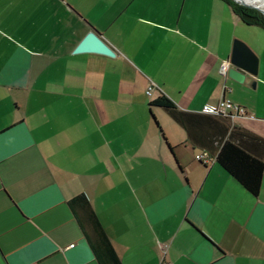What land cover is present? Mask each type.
<instances>
[{
    "label": "crops",
    "instance_id": "crops-1",
    "mask_svg": "<svg viewBox=\"0 0 264 264\" xmlns=\"http://www.w3.org/2000/svg\"><path fill=\"white\" fill-rule=\"evenodd\" d=\"M250 27L221 0H0V264H97L79 195L121 264H264V170L255 197L149 107L224 98L253 117L229 125L264 139ZM91 30L113 58L73 54ZM235 40L253 89L219 74Z\"/></svg>",
    "mask_w": 264,
    "mask_h": 264
},
{
    "label": "trees",
    "instance_id": "trees-1",
    "mask_svg": "<svg viewBox=\"0 0 264 264\" xmlns=\"http://www.w3.org/2000/svg\"><path fill=\"white\" fill-rule=\"evenodd\" d=\"M221 1L231 7L244 25L264 30V17L259 13L241 7L232 0ZM149 107L163 109L183 130L187 144L207 152L251 195L256 197L259 194L264 170L263 138L244 129L231 127L226 119L220 117L181 111L164 95L153 100ZM68 205L83 215L88 229L87 242L97 264H121L86 198L79 195L69 201ZM76 221L84 235L83 224L78 219Z\"/></svg>",
    "mask_w": 264,
    "mask_h": 264
},
{
    "label": "water",
    "instance_id": "water-1",
    "mask_svg": "<svg viewBox=\"0 0 264 264\" xmlns=\"http://www.w3.org/2000/svg\"><path fill=\"white\" fill-rule=\"evenodd\" d=\"M232 1L239 6L254 9L264 16V12L251 5H247L243 0ZM73 54H96L110 58L115 56L114 51L101 39L100 35L93 30L85 35L82 41L74 49ZM228 62L229 68L226 77L240 85L246 82L247 76L254 78L257 75V58L254 53L240 41L235 40L233 42ZM246 85L250 89H253L255 82L249 80L246 82Z\"/></svg>",
    "mask_w": 264,
    "mask_h": 264
},
{
    "label": "built area",
    "instance_id": "built-area-1",
    "mask_svg": "<svg viewBox=\"0 0 264 264\" xmlns=\"http://www.w3.org/2000/svg\"><path fill=\"white\" fill-rule=\"evenodd\" d=\"M229 68V62L223 61L219 67V74L226 78L227 76V70ZM152 92V89L149 88L146 92L147 96H150ZM201 114L209 115L213 117H220L223 119H226L228 122H230L234 117H247L252 119L253 117L248 115V113L245 111L243 107H240L238 105H235L231 103L229 100H225L224 98H221L216 105V107H204L202 109ZM195 161L207 164L214 160L207 152L200 151L197 155L194 157Z\"/></svg>",
    "mask_w": 264,
    "mask_h": 264
},
{
    "label": "rangeland",
    "instance_id": "rangeland-1",
    "mask_svg": "<svg viewBox=\"0 0 264 264\" xmlns=\"http://www.w3.org/2000/svg\"><path fill=\"white\" fill-rule=\"evenodd\" d=\"M242 7V6H241ZM250 10H253V11H256V10H254V9H250ZM257 13H259L258 11H256ZM261 16H263L261 13H259ZM264 17V16H263ZM249 29H251V31H254L255 33H257V36H256V40H257V42H258V44L260 45V46H262L263 44H264V41H263V39H262V36L261 35H263L264 34V32H263V29L262 28H259V27H256V26H252V27H250ZM237 41H239V40H237ZM168 117V116H167ZM167 119H169V121H172L169 117L167 118ZM172 123V122H171ZM174 123V122H173ZM174 125V124H173ZM178 127V126H177Z\"/></svg>",
    "mask_w": 264,
    "mask_h": 264
},
{
    "label": "bare ground",
    "instance_id": "bare-ground-1",
    "mask_svg": "<svg viewBox=\"0 0 264 264\" xmlns=\"http://www.w3.org/2000/svg\"><path fill=\"white\" fill-rule=\"evenodd\" d=\"M243 2L246 3L247 5H251L261 10L262 12H264V1L263 0H259V1L243 0Z\"/></svg>",
    "mask_w": 264,
    "mask_h": 264
}]
</instances>
